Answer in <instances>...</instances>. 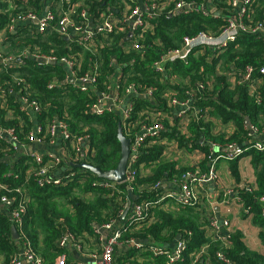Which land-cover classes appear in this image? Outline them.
I'll return each instance as SVG.
<instances>
[{"label": "trees", "instance_id": "obj_1", "mask_svg": "<svg viewBox=\"0 0 264 264\" xmlns=\"http://www.w3.org/2000/svg\"><path fill=\"white\" fill-rule=\"evenodd\" d=\"M177 1L180 0L175 2ZM185 1H193L199 7L203 3L208 6V0ZM82 2L89 8L92 17L98 20L109 8L121 9L124 0ZM135 2L138 3L137 0ZM175 2L150 20V28L137 40L142 45V50H126L123 45H130L132 41L124 40L125 34L113 32L106 38L100 36L105 43L97 45L95 51L91 52L79 44L77 37L70 41L55 32L39 34L33 23L22 24L15 33L6 34V52L19 55L21 61H15L0 69V84L5 86L13 77L24 79L28 88L22 92L37 99L41 106L37 123L46 129L49 122L63 120L72 133L88 135L89 154L86 161L103 171L116 168L121 158V144L118 139V123L121 117L115 111L102 115L93 113L90 106L97 100V93L105 91L107 84L111 83L112 79L109 77L116 76L117 72L122 75L119 82L122 93L129 83H135L141 90L153 88L154 99L138 96L132 98V119H143L144 111L150 107L167 113L168 100L164 97L166 94L173 93L183 99L187 96L186 90L197 88V84L204 83L206 89L196 102L197 106L213 108L210 113L214 117L224 123L236 124V130L226 135L216 133L213 122L191 121L188 126L191 134L189 136L181 133L177 121L171 125L169 120H165V130L161 134L163 138L173 140L181 147L187 146L189 150L200 149L205 153H209V144H205L207 141L242 144L248 132L247 121L260 128L264 126V75L255 73V76L263 77L258 87L260 100H257L245 86L230 88L226 72L240 73L246 65L264 66V32L242 33L235 41L229 43L222 53L209 48H194L185 58L165 62V72L159 71L154 63L160 59L162 53L178 47L183 36L195 35L202 30L219 31L227 24L228 19L236 14V6L231 0H214V5L221 12L217 17L209 12L204 13L200 8L189 11L175 10ZM17 3L21 5L22 0H17ZM29 3L36 5L39 11L43 9L40 0H29ZM248 5L251 9V21H264V0H249ZM7 9L8 1L0 0V30L8 26L10 13ZM107 42L111 44L108 45ZM28 45L37 47L43 53L54 54L58 58L74 57L78 63V75L86 72L96 74L95 89L84 93L71 81L65 82L68 73L59 63L40 64L29 56L22 57L20 54ZM113 80L118 83L119 77ZM50 83H54L52 88L49 87ZM15 87L16 91L20 89ZM5 101L6 103L0 104V123L4 128L16 127L18 136L23 137L29 128L34 127V123L21 110L20 103L15 102L14 95H9ZM10 112L14 114L13 118L6 120ZM8 147L9 142L0 137V182L18 186L27 179L32 156L24 154L16 157L15 150H7ZM6 155L10 156V161H5ZM248 155L252 157V163L256 167V187L252 191L240 189L238 194L244 207L251 208L252 222L259 227L258 236L264 245V201L261 200V197H264V151L248 149L242 155L229 160V163L232 174L238 176L237 162ZM164 157V147L161 145L155 144L142 150L138 161L139 171L142 166L152 167V171L149 175L139 172L133 184V191L137 195L136 202L158 199L160 193L153 190L152 185L159 180H169L174 174L180 175L188 169L177 167L176 161H169ZM72 171L79 173L72 179L63 180L59 186L50 183L39 186L33 178L27 180L30 201L23 215L20 238H13V222L0 208V254L4 257V264H10L12 257L19 254L24 241L31 245L44 264H54L59 253L67 251L58 245L65 232L70 231L85 243L86 235L98 237L95 229L114 219H120L126 224L124 237L134 236L139 240L152 241L168 248L174 246L176 237L180 235L186 242V249L182 259L175 264H227L218 258L219 251L232 261L230 264H264V254L246 245L241 230L229 234L228 247L222 239L216 238L210 231L205 209H201L199 205L180 206L177 211H173L171 208H164L162 202L154 209L155 219L152 223L133 222L130 225L128 215L122 218L120 214L129 198L127 184H118V191H113L94 186L93 181L99 177L91 171H83V168L78 167H73ZM16 175L18 178H15ZM2 193L4 191L0 192V196ZM205 245L206 252L197 257ZM130 250L131 254L136 251L135 248ZM136 253L145 256L147 264H167L164 256H155L148 251Z\"/></svg>", "mask_w": 264, "mask_h": 264}, {"label": "built area", "instance_id": "obj_2", "mask_svg": "<svg viewBox=\"0 0 264 264\" xmlns=\"http://www.w3.org/2000/svg\"><path fill=\"white\" fill-rule=\"evenodd\" d=\"M7 1V12L10 13V18L8 26L3 29L6 34L8 32L15 33L20 24L33 23L39 34H45L49 31L55 32L65 39L67 37L66 40L70 41L75 40V37H77V41L84 49L94 52L97 45L105 43L101 37L106 38L113 32L125 34L124 40L132 41L130 45H123L126 50H142L143 47L137 40L138 38H142L143 32L150 28V20L176 0H137V4L136 0H124L121 9L109 8L108 11H104L101 14L98 20L92 17L89 13V8L85 6L82 0H50L46 4L43 3L44 0H40L43 8L41 11L38 10L36 5L29 3V0H22L21 5L17 3V0ZM231 2L236 6V14L228 19L227 24L222 29L214 32L202 30L195 35L183 36L180 45L173 50L162 53L160 59L154 63V66L159 71L165 72L163 68L165 62L185 58L194 48H209L222 53L227 45L235 41L240 34L264 32V21L252 22L250 19L249 12L251 9L248 5L249 0H231ZM207 3L208 6L203 3L199 7L193 1L180 0L175 2L174 9L189 11L200 8L204 13L207 14L209 12L216 17L221 14L220 10L214 5V0H208ZM215 10H218L219 14L213 13ZM107 44L110 45L111 43L107 42ZM20 55L22 57L29 56L34 58L40 64L49 63L54 60L63 65L68 73L65 82L71 81L84 93L96 87V74L86 72L78 75L76 70L78 63L74 57L63 56L58 58L54 54L43 53L37 47H32V45L25 47ZM15 61H21V57L9 54L5 50H0V69L13 64ZM256 72L264 75V66L246 65L240 73L238 71L226 72L230 88L234 89L238 86H245L250 95L260 100L258 87L263 81V77L255 76ZM115 75L109 77L112 81L107 84L106 90L97 93V100L90 106V109L93 113L99 115L113 111L120 115L124 134L131 139V153L127 163L125 184L133 189V184H135L140 172L138 161L142 150L156 144L163 146L165 151L173 143L178 144L173 140H168L161 136L165 130V120H169L171 125H174L175 121H177L181 133L190 136L188 126L191 121L198 123L203 120L205 123H216L219 119L210 113L213 108H200L196 104L201 98V93L206 89V84L204 83L197 84V88L186 90L187 96L183 99L174 96L173 93L166 94L164 97L168 100L169 112L162 113L156 107H150L144 111L145 117L143 119H132L131 112L134 108L132 98L138 96L154 99L153 88L141 90L135 83H129L122 93L119 83L122 75L120 72H117ZM118 77L119 81L117 83L113 79H117ZM15 86L20 89L16 91ZM53 86L54 83L49 84L50 88ZM211 87L212 84H210V89ZM27 88L28 83L20 77H13V80L7 81L5 86L0 84V104L6 103L5 99L9 95H14L15 102L20 103L21 110L34 123V127L29 128L23 137L18 136L16 127L10 126L4 128L0 123V137L5 138L9 142L7 150L14 149V155L17 157L19 156L20 149L27 151L34 145L47 147L44 153L22 154L31 155L32 159L30 162L31 167L27 171V179L21 185L9 186L0 182V192L4 191L0 196V203L9 204L10 219L13 222V226L18 230L19 238L22 235L23 215L30 201L29 190L26 186L27 180L33 178L39 186H44L46 183L59 186L63 183V180L72 179L79 173L72 171L73 167H75L74 164L87 162L86 157L89 154L88 135H76L72 133L65 121L53 120L49 122L46 129L37 123V114L41 112V106L37 99L30 98L27 93L22 92L23 89ZM16 94H19L18 99L16 98ZM175 108H178L176 113H174ZM30 111L35 114L34 120L30 118ZM13 115L10 112L6 120L12 119ZM22 118L21 116V126L23 125ZM233 126L235 131L236 125L233 124ZM246 127L248 132L242 144H237L236 142L219 144L207 141L209 153L203 152L206 159L204 161H207L206 170L195 166L189 167L180 175L174 174L169 180H159L152 185V189L160 193L158 199L143 200L141 202L135 201L128 212L127 220L129 224L131 225L133 222L152 223L155 219L154 209L156 205L166 199L172 200L175 206L200 205L201 188L203 185L214 182L217 179L216 163L219 159L233 160L242 155L246 150L252 148L260 152L264 151V126L260 128L247 122ZM57 144H60L62 147V155H56L52 151V148ZM9 157L6 155L4 159L10 161ZM58 170L60 173H58ZM85 170L83 169V171ZM15 178H18V175ZM166 183L178 185L179 191L166 189L162 192ZM118 184L102 178L93 181L94 186L113 191H118ZM241 189L252 191L255 188L250 185H244ZM237 192L239 193V191ZM235 193L236 190L233 189L227 191V195ZM238 199L242 202L239 194ZM128 200L125 203L124 209L127 206ZM261 200L264 201V197H261ZM124 209L120 211V214L123 213ZM250 209V207L245 208V212L251 213ZM262 215L264 217V208L262 209ZM121 223L119 219H114L102 227L95 229L100 246L98 251L90 252V254L87 252L84 244L70 231L65 232L61 236L58 245L66 249L68 246L74 245L75 249L77 248L80 252L89 254V258L93 260L92 264H117L115 258L116 247L124 244H131L137 252L148 251L155 256H164L167 264H175L182 259L183 251L186 249V242L182 237L180 240L175 241V245L172 248H168L152 241L139 240L134 236L124 237L126 224ZM209 224L211 233L216 238L222 239L226 247H228L230 244L227 238L232 231L229 233L226 231L225 236H217L215 229H218L220 225L228 228L229 221L227 219L214 218L209 221ZM103 231L109 232L105 238L102 236ZM206 249L207 246H203L198 252L197 257L205 253ZM217 256L223 263L230 264L232 262L221 251L217 253ZM24 261H28L30 264H44L42 258L32 249L27 241L23 242L19 254H15L12 257L10 264H23ZM54 264H70L68 263V252H60ZM73 264L86 263L78 261Z\"/></svg>", "mask_w": 264, "mask_h": 264}, {"label": "crops", "instance_id": "obj_3", "mask_svg": "<svg viewBox=\"0 0 264 264\" xmlns=\"http://www.w3.org/2000/svg\"><path fill=\"white\" fill-rule=\"evenodd\" d=\"M50 0H44V4ZM22 25V24H20ZM8 44L6 41V33L4 30H0V50L7 51ZM19 94H16L18 99ZM178 111V108L174 109V113ZM30 118L34 120L35 114L30 111ZM234 122L223 123L220 119L218 122L214 123V131L216 133H226L230 134L234 131ZM236 125V124H235ZM204 140V139H203ZM202 141V139H201ZM205 144H208L205 142ZM52 151L56 155H62L63 150L60 144H57L52 148ZM203 150L191 149L187 146L181 147L179 144H172L167 147L164 151V158L169 161H176L177 167H199L202 170H206L207 163L202 164L205 159ZM238 176H234L231 171L229 160L219 159L216 163L217 169V179L214 182L207 183L203 185L200 190V208L205 209V215L208 216V220L212 219H227L229 221V227H220L215 229L217 236H225L226 231L229 233L231 231L241 230L244 235V241L248 247L257 250L264 254V245L261 242L258 233L259 227L251 225L252 217L251 213H247L246 216L245 208L242 202L238 199V192L244 185H250L256 187V167L252 163V157L250 155L243 156L237 162ZM152 171V167H141L140 173L142 175H149ZM58 173L60 171L58 170ZM172 189L179 191L178 185L172 183H166L164 185V190ZM236 190L235 194L227 195L228 190ZM134 192V191H133ZM135 194V192H134ZM137 197V195L135 194ZM164 202V203H162ZM162 206L164 208H171L173 211H177L180 206H175L172 200H163ZM1 210L8 215L10 218V206L7 203H0ZM128 215V214H127ZM126 215V216H127ZM125 216V217H126ZM128 217V216H127ZM120 220V219H119ZM123 224L124 222L120 220ZM136 226L135 228H137ZM138 229V228H137ZM109 232L103 231L102 236L105 238ZM84 247L87 252L98 251L99 249V238L96 235H86ZM145 241V240H143ZM176 241V240H175ZM175 241L173 245H175ZM134 247L131 244H124L116 247L115 258L117 264H147V258L145 256L137 254L136 256L130 253ZM68 252V263L73 264L78 261H83L86 264H92L93 260L89 258V254L85 252H80L74 245L67 247ZM0 264H4V257L0 254ZM23 264H30L28 261H24Z\"/></svg>", "mask_w": 264, "mask_h": 264}, {"label": "water", "instance_id": "obj_4", "mask_svg": "<svg viewBox=\"0 0 264 264\" xmlns=\"http://www.w3.org/2000/svg\"><path fill=\"white\" fill-rule=\"evenodd\" d=\"M213 13L219 14V11L215 10ZM66 39H67V37H66ZM49 63L56 64L57 62L53 60V61H50ZM247 122L250 123L249 121H247ZM118 139H119V142L121 144V158H120L116 168L108 170V171H103L100 168L95 167L94 165H92L91 163H88V162L77 163V164H74V166L78 167V168H83V169L89 170L92 173H94L96 176H98L99 178L114 181V182L119 183V184H124L126 181L127 163H128V159H129V156L131 153V149H130L131 139L129 137L125 136L121 121H119V123H118ZM46 150H47L46 146L34 145L33 147H30L27 151L20 149L18 155L20 156L23 153L32 154L34 152L44 153ZM5 161H9V160L5 159ZM127 189H128V194H129V200L127 202L126 208L124 209V211L122 213V218H125V216L128 214L133 203L136 200V196L133 192V189L130 188L129 186H127ZM11 231L13 234V238L18 239L19 233H18V230L16 229L15 226H12ZM180 239H181V236L178 235L176 237V240H180Z\"/></svg>", "mask_w": 264, "mask_h": 264}, {"label": "rangeland", "instance_id": "obj_5", "mask_svg": "<svg viewBox=\"0 0 264 264\" xmlns=\"http://www.w3.org/2000/svg\"><path fill=\"white\" fill-rule=\"evenodd\" d=\"M143 167V166H142ZM250 218H251V215H250ZM252 221V220H251ZM251 225H254L253 224V222L251 223ZM133 255H135L136 256V253H135V251L133 252Z\"/></svg>", "mask_w": 264, "mask_h": 264}]
</instances>
